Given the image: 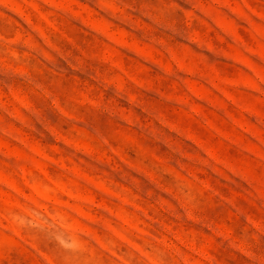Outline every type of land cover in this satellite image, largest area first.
Masks as SVG:
<instances>
[{"label":"rangeland","instance_id":"obj_1","mask_svg":"<svg viewBox=\"0 0 264 264\" xmlns=\"http://www.w3.org/2000/svg\"><path fill=\"white\" fill-rule=\"evenodd\" d=\"M0 264H264V0H0Z\"/></svg>","mask_w":264,"mask_h":264}]
</instances>
